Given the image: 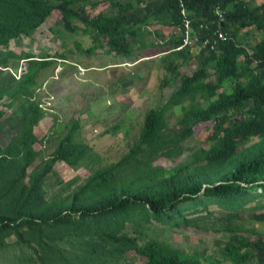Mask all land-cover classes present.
Wrapping results in <instances>:
<instances>
[{
    "label": "rangeland",
    "instance_id": "374dc122",
    "mask_svg": "<svg viewBox=\"0 0 264 264\" xmlns=\"http://www.w3.org/2000/svg\"><path fill=\"white\" fill-rule=\"evenodd\" d=\"M88 10L94 15L115 9L109 1L101 0ZM79 25L78 31H68L56 10L31 34L13 38L0 48V148L10 145L21 152L23 142L31 140L32 145L25 149L32 162L28 172L37 174L52 163L56 148L69 135L76 152L53 162L42 181L46 199L64 205L76 194H83V186L105 168L112 172L119 169L116 182L132 187L139 184L138 177L148 178L140 162L118 166L139 140L148 112L164 109L169 131L176 130L186 111L200 110L233 89V83L226 81L213 97L208 91L197 92L169 105L184 79L199 67L200 55L199 51L192 53L176 75L163 68L161 57L167 53L163 50L170 52L173 47L165 40L176 31L174 26L152 18L144 33L126 49L110 52L93 39L92 31L84 32L83 24ZM158 31H163L166 39L159 37ZM209 72L207 80L213 79V70ZM215 126L212 120L195 126L185 139L174 135L177 149L171 156L155 155L148 170L168 168L164 174L168 176L174 167L202 164L201 150L219 140L227 125L217 131ZM14 142L19 143L16 148ZM4 211L0 207V212ZM261 213L264 191L258 188H249L237 198L201 193L165 210L164 215H157L149 205L132 202L123 211L87 216L92 227L86 228V236L70 234L58 239L56 247L41 248L34 240L28 241L27 234L26 240L21 239L18 232L25 233L26 225L18 231L9 228L0 232V264H42L40 255L51 264H147L139 250L153 240L191 254L186 264H234L223 255L233 232L227 228L228 222L240 225L238 230L252 239L250 230L264 237V221L255 218Z\"/></svg>",
    "mask_w": 264,
    "mask_h": 264
},
{
    "label": "trees",
    "instance_id": "16d2710c",
    "mask_svg": "<svg viewBox=\"0 0 264 264\" xmlns=\"http://www.w3.org/2000/svg\"><path fill=\"white\" fill-rule=\"evenodd\" d=\"M99 1L0 0V48L13 38L31 34L58 10L68 31H78L82 28L79 23H82L83 31H92L93 39L110 52L126 49L144 33L154 18L162 25L176 28L169 39L163 31L157 32L159 37L166 39L165 44L173 46L170 52L163 50L167 52L161 57L163 68L176 75L192 58L189 49L173 50L183 41L185 30L179 0H105L110 2L114 12L102 10L92 15L88 7ZM183 1L192 22L191 33L200 36L202 47L199 67L184 79L169 105L197 92L208 91L213 97L226 81L233 83L232 91L222 92L200 110L186 111L177 131H169L164 109L148 112L139 140L128 158L118 164L140 162L145 166L148 178L138 177L139 184L132 187L116 182L119 169L112 172V169L105 168L83 186V194H76L66 205L47 200L42 181L53 162L66 160L76 152L69 135L56 148L52 163L37 174L28 172L32 162L25 149L32 145L31 140L23 142L21 152L10 145L0 148V207L5 209L0 212V232L9 228L18 231L21 225H26L28 230L18 232V236L26 240L27 234L28 241L34 240L36 245L45 249L47 245L56 247L58 239L70 234L86 236V228L92 227L85 220L87 216H106L123 211L132 202L143 207L149 205L154 213L164 215L165 210L201 193L218 198H237L249 188L264 191V0ZM217 6L224 14L221 22L215 11ZM220 24L227 37L212 48L211 43L216 39L213 32ZM253 31L256 34L253 35ZM242 36L246 38L242 40ZM206 38L211 43L202 45ZM209 70H213V79L207 80L211 76ZM212 120L216 122V131L223 124L227 126L221 131L219 140L210 148L201 150L199 159L203 160L202 164L194 168L174 167L168 171V176H164L168 168L148 170L155 155L171 156L177 149L175 144L178 143H173L174 135L185 139L194 133L195 126ZM255 218L264 221V213L255 215ZM96 226H100L99 223ZM227 228L233 232L223 247L226 259L234 264H264L263 236L255 230H250L253 239L250 235H243L238 230L242 227L237 224L234 227L231 221ZM139 253L147 264H186L192 259L191 254L176 251L169 244L156 240L146 243ZM40 256L42 264H51L44 255Z\"/></svg>",
    "mask_w": 264,
    "mask_h": 264
},
{
    "label": "built area",
    "instance_id": "2783aa9c",
    "mask_svg": "<svg viewBox=\"0 0 264 264\" xmlns=\"http://www.w3.org/2000/svg\"><path fill=\"white\" fill-rule=\"evenodd\" d=\"M180 2V9H181V13L184 16V25H185V30H184V38L183 41L181 42V44L179 46H177L176 48H173V50L176 51H183L185 49H189L191 51V53H194L196 51L200 50V46H201V38L198 34H195L194 36L191 33V20L188 17L189 13L188 10L186 8L185 2L183 0H179ZM216 14L218 16V21H223L224 20V14L221 11L220 7L217 6L216 7ZM204 25L201 24V27H203ZM214 35L216 36V39L211 43L210 39L206 38L203 42L202 45H208L211 43V47L214 48L217 44L218 41L224 40L227 37V33L222 29L221 24L219 25V27L214 29ZM202 47V46H201Z\"/></svg>",
    "mask_w": 264,
    "mask_h": 264
}]
</instances>
